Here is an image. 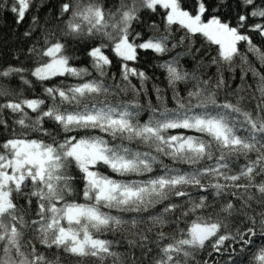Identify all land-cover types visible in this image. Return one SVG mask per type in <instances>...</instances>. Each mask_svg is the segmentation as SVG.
<instances>
[{"label":"snow or ice","instance_id":"snow-or-ice-1","mask_svg":"<svg viewBox=\"0 0 264 264\" xmlns=\"http://www.w3.org/2000/svg\"><path fill=\"white\" fill-rule=\"evenodd\" d=\"M0 264H264V0H0Z\"/></svg>","mask_w":264,"mask_h":264}]
</instances>
